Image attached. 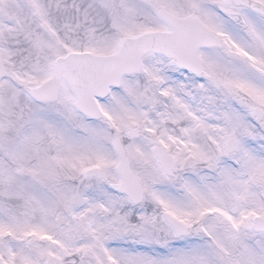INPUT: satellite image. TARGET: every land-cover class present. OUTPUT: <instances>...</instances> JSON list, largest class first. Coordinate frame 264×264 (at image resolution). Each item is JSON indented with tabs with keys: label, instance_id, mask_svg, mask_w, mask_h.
I'll return each mask as SVG.
<instances>
[{
	"label": "snow or ice",
	"instance_id": "snow-or-ice-1",
	"mask_svg": "<svg viewBox=\"0 0 264 264\" xmlns=\"http://www.w3.org/2000/svg\"><path fill=\"white\" fill-rule=\"evenodd\" d=\"M0 264H264V0H0Z\"/></svg>",
	"mask_w": 264,
	"mask_h": 264
}]
</instances>
